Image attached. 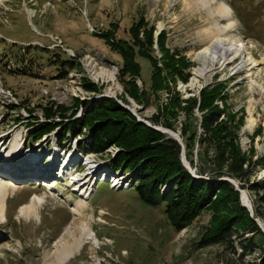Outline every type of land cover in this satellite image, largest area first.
Segmentation results:
<instances>
[{"label":"rangeland","instance_id":"obj_1","mask_svg":"<svg viewBox=\"0 0 264 264\" xmlns=\"http://www.w3.org/2000/svg\"><path fill=\"white\" fill-rule=\"evenodd\" d=\"M236 1L241 2L235 5L239 13L232 9L234 4L230 0H0V141L7 140L3 147L0 146V153L6 152L12 143L16 144L19 156L24 147H37L27 154L35 161H30L28 156H24L22 162L17 155L13 157L17 167L36 165L29 175L48 164L46 161L51 151L52 155L57 153L58 156L50 175V181L57 184L49 191L46 190L51 184L49 179L35 175L30 176L29 182H18L13 174L24 176L15 174L16 169L0 168V172L5 170V174H10L0 173V182L8 190L5 216L0 218V264H59L56 257L61 245L74 240L77 247L71 251L72 258L63 264L259 263L264 253V237L253 236L259 249L243 257L237 239H233L232 247L217 244L197 248L199 239L209 232L221 214L204 209L186 229L176 232L165 215L164 203L157 207L141 203L131 183H127L131 174L118 172L123 177L112 175L107 180L113 171L110 163L119 149L111 146L101 154L90 153L86 147L90 137L85 129L76 137L66 134L62 142H59L57 130L37 142L29 139L39 124L61 122L59 111H65V117L76 111L72 118L76 119L81 117L83 105L90 110L93 102L113 99L138 122L149 125L147 127L178 134V142L175 141L180 148V144L184 146L185 159L189 164L187 153L193 163L190 168L194 169L201 164L197 157L202 132L201 95L203 92L215 93L214 105L224 111L222 121L231 126L234 147L256 163L249 184L264 183V0ZM247 16L248 22L255 21L254 29H245L238 19ZM135 26L139 27L144 52L157 61L160 73L154 86L151 64L137 55L138 47H134V61L140 72L120 75L119 55L94 37L107 32L115 41L132 45L134 40L129 30ZM149 31L152 41L148 40V43L146 33ZM206 31L240 45L242 54L226 68H216L205 79L192 82L193 69L198 67L193 55L210 42ZM163 34L164 51L173 55V61L180 60L181 65H186L181 71L188 76L185 80L175 72L170 75L167 71L159 42ZM56 55L59 62L69 56L77 63L64 79H59L57 70H54L58 66L53 64ZM236 66L240 68L235 70ZM100 71L111 73L114 81L97 77ZM161 79H167L166 87L165 80ZM86 86H92L96 91H87ZM173 98L177 101L170 107ZM191 99L196 101V106L187 115L182 108L189 107L190 104L184 102ZM45 109L55 117L47 120ZM151 118L170 124L171 128L154 125ZM184 124L195 135L188 151L181 136ZM70 154L68 165L63 162L61 174L56 177L59 172L55 168L62 163L59 158ZM215 156L210 148L208 157ZM85 157L91 160L89 162L94 159V164L100 163L99 170H95L92 177L86 175L87 167L81 160ZM73 168L81 178L94 181L85 183L87 186L81 196L88 194L87 190L91 191L84 199L73 194L75 188L65 181ZM100 174L105 181L100 180ZM226 179L240 185L238 181ZM115 180H124L127 184L118 185ZM240 191L246 194L253 211L254 191L247 188ZM33 195L40 202L35 206L32 202V210L20 212V207L30 204ZM77 202L82 203V207L77 209L79 214H74L72 210ZM255 222L264 229L260 219ZM82 229H88L91 240L83 238L79 246ZM240 234L244 238L251 237L248 231Z\"/></svg>","mask_w":264,"mask_h":264},{"label":"trees","instance_id":"obj_2","mask_svg":"<svg viewBox=\"0 0 264 264\" xmlns=\"http://www.w3.org/2000/svg\"><path fill=\"white\" fill-rule=\"evenodd\" d=\"M230 1L234 4L231 6L232 9L239 13L235 5L241 2ZM238 19L245 29H254L255 21L248 22V16ZM137 26L129 30L134 40L132 45L120 40L115 41V38L107 32L99 34L100 36L94 35V37L101 39L111 51L119 55L121 58V65L118 69L120 75H137L140 72L138 64L134 61V47H138L140 50L137 55L147 59L151 64L154 73L151 79L152 86H154L160 73L157 61L149 53L144 52V44L139 38V27ZM146 36L148 37L146 42L152 41L150 31L146 33ZM159 42L160 49L165 55L163 60H166L165 65L169 74L175 72L176 76L178 74V77L185 80L188 76L181 71L185 69L186 65H181L180 60L173 61V55L164 51V34L159 38ZM40 52L47 54L42 50ZM54 58L56 59L52 63L58 64L54 70H57L59 79L66 78L69 71L77 66L74 59L69 56L60 62L57 55ZM163 80L165 79H161V81ZM161 81L159 80V82ZM166 81L167 79L163 81L164 85ZM86 90L96 91L92 86H86ZM129 91L133 96V92ZM216 97L215 93L203 92L200 99V110L203 114L200 119L202 132L198 139L200 150L197 157L201 164L194 169L197 176L204 178L202 180L194 179L184 168L180 161L181 148L175 140L138 122L130 112L113 99L104 98L100 102H93L90 105V110L87 109L86 104L83 105V113L76 119H72L76 111L68 117H65V111H59L61 122L49 124L45 121L43 124H39V127L32 132L34 134L30 133L29 139L32 142H37L44 135L57 130V132L59 131V142H62L66 134L76 137L82 135V130L85 129L90 137V142L84 146L89 148L90 153L101 154L111 146L119 149L110 163L112 170L116 173L121 172L122 175L130 176L131 174L127 183H131V188L135 189L142 204L157 207L164 203L165 215L176 232L186 229L202 210L211 209L215 214H221V217L214 220L209 232L199 239L197 248L217 244H230L232 247L233 239H237L241 257H243L259 249L253 236L264 237L255 222V219H260L264 223V183L252 182L249 184L256 163H252L251 159L234 147L232 142L234 133L231 126L222 121L224 111L214 105ZM172 100L170 107L177 101L175 98ZM184 103L190 105L182 109L187 115L191 114L196 106V101L191 99ZM44 116L49 120L54 118L55 114L45 109ZM151 120L154 125L162 124L168 129L171 128L170 124L161 123L156 118H151ZM28 126L33 127L34 125ZM181 131L188 151L190 142L193 141L195 135L191 134L186 124L181 127ZM78 148L82 149L79 145ZM210 148L215 152L214 158L208 157ZM186 158L192 167V160L187 153ZM136 168L137 170H135ZM222 178L238 181L240 190L247 188L254 191L255 202L252 217L241 206L240 194L234 186L229 181H218ZM245 231L251 234L250 238H244L243 234H240ZM258 264H264V253Z\"/></svg>","mask_w":264,"mask_h":264},{"label":"bare ground","instance_id":"obj_3","mask_svg":"<svg viewBox=\"0 0 264 264\" xmlns=\"http://www.w3.org/2000/svg\"><path fill=\"white\" fill-rule=\"evenodd\" d=\"M222 11H223V8H222ZM224 12H225V10H224ZM205 34H207L206 35L207 38H210V42H209V44L206 47L200 49L198 52H196L193 55V58L192 59L197 63L198 67H196L195 69H193L192 82H194V81L197 82L198 79H205L206 76H208L216 68H218V69H224V68H226V66L229 63H231L232 61H234V59L236 58V56L242 54L241 46L238 45V44H234V43L230 42L228 38L220 37L218 35H215L213 33H210V31H206ZM216 66H218V67H216ZM239 68H240L239 66H236L235 67V70L236 69H239ZM237 71H239V70H237ZM96 76L97 77H104V78H107L108 80H111V79L113 80V75L111 73H108L107 71H100V73H97ZM251 122L252 121H250V123ZM6 141H7L6 139H3L2 141H0V146L2 145V147H3L5 145V143H6ZM35 148H37V147H32L30 149H27L26 148L27 149L26 150L25 147H24V151H21L20 150V154H22V155L19 156V150H18L16 144L15 143H12L11 146L9 147V149H7L6 152H4L2 154L0 153V168L1 167H2L1 169H3V168H10L12 171L13 170L15 171V169H16L17 171H15V174L16 173H19L22 176H24V177H19V176H16V175L13 174V176L17 178V181L18 182H21V181L22 182H29V181H31V180H29L30 176H35V175L37 176V178L40 177L41 179H44V178L49 179V182L48 183H51V184L47 185L48 188H46V190L49 191V190H51L57 184L56 181H54V182H53V180H52V182L50 181V175L53 174L52 173L53 172L52 171V169H53L52 167H54V165L56 164V161H57V157H58L56 155L57 153H54L52 155V151H51L49 153L50 155H48V160L46 161L48 164L42 165L41 168L42 169H46L47 172L43 171L40 168H37L39 170L35 174H33V175H29V174H30L31 170L34 167H36V165H30L29 168H25V165L26 164H23L22 166L17 167L15 165V162L16 161H14L16 159H13V157H15L17 155L18 158H22L21 159V162H22L23 161V157L24 156H28L27 154H29ZM5 149H3V151ZM63 154L64 153H62V155ZM28 157L30 158V161L31 160H34L35 161V159H32L31 156H28ZM70 157H71V154H70L69 157L66 156V155H64V157L62 159L59 158L58 161H60V162L62 161V163L60 165L58 164L57 167L55 168L57 170L56 172H59L58 174H56V177L57 176L59 177L60 174H61V171L63 169V165H62L63 162L66 165H68V163L70 161L69 160ZM73 159H74V157H73ZM81 160L83 161L84 164H86V167H87L86 175H87V177H92V174L95 173L94 171L95 170H99V167H97V166L100 165V163L97 162V163L94 164V159H92L93 162H89L91 160L88 159V158H86V157L84 158V160L83 159H81ZM50 164L52 166H50ZM100 171L102 172V175H104V172L102 171L101 168H100ZM4 172H6V171L5 170H2L0 173H2L4 175H7V174L10 175L9 173L5 174ZM75 172L76 171L73 168L72 169V174H70L69 176L67 175L66 179H69V181H66V182H68V184H70V187L75 188L74 189V192L75 193H78V195H77L78 197L84 199L85 197L89 196V193H90L91 190L90 191L87 190V192H89V193L88 194H85V196H81V194H83L82 193L83 192L82 190H84L85 187L87 186V184H85V183H87V181L88 182H92L91 181L92 179L91 180L88 179L86 181L85 178H81L80 177L81 176L80 173H78V172L75 173ZM62 173L64 175V172H62ZM118 174H119L118 172L115 173V172L112 171V173H109L108 174V177L109 178L107 177V180H110V178L112 177V175L115 176V177H116V175H117V177L120 176ZM54 175H55V170H54ZM97 175H98V173H97ZM102 175L100 176L101 178L99 177L100 180H102V179L105 180V178ZM120 177H123V176H120ZM1 180H2V178H0V181ZM24 180H26V181H24ZM63 181H64V179H63ZM79 181H81L79 183V185L78 186H75V184L77 182H79ZM115 181L118 182L117 183L118 185H120L122 182L124 183V180L123 181H121V180H118V181L115 180ZM66 182H64V183L67 184ZM116 182H114V184H116ZM95 183H97V182H95ZM111 183H112V181H111ZM78 190H80V192ZM241 196H242L243 202H245L248 206H250L249 202L247 201L246 194L244 192H242ZM7 197H8V190L4 186V183L0 182V218L1 217L4 218V216H5L4 215V205H5V200L7 199ZM33 197L34 198L31 200V202H30L29 205H24V206L20 207V209H19L20 212L26 213V212H28V211H30V210L33 209L32 202H34V206H35V204H38L40 202V200L35 195H33ZM80 202H77L76 207L73 208L72 211H73L74 214H76V213L79 214V211H77V209L82 207V203H80ZM83 238H85L86 240H89V239L91 240V235H90V232L88 231V229H82V237L80 238L81 244L79 243L78 244L79 246L82 245ZM61 246L62 247L58 251L57 257H56L57 263H59V264H63V262H65V261L69 260L70 258H72V255H71L72 252L71 251H73V249L77 247V241L74 240L70 244L69 243H64Z\"/></svg>","mask_w":264,"mask_h":264},{"label":"water","instance_id":"obj_4","mask_svg":"<svg viewBox=\"0 0 264 264\" xmlns=\"http://www.w3.org/2000/svg\"><path fill=\"white\" fill-rule=\"evenodd\" d=\"M147 126H149V125H147ZM152 129H155L156 131H159V132H161L163 134H166L170 138H172V139H174V140H176L178 142V139H179L178 134H174L173 132H171V131H169L167 129H162V128L159 129V128L152 127ZM180 145H181V162H182L184 168L191 174V176L194 179H196V180H202L203 178H200L199 176L195 175V170L190 168L189 164L187 163V161L185 159V154H184L185 149H184V146L182 144H180ZM220 181H229L234 186L235 190L240 193V203H241L242 207L246 208L249 211V213H250V217H252L253 216V211L251 210V206H248L245 202H243L242 196H241L242 192L239 190L237 184H235V182H232L231 180H228L226 178L225 179H221ZM257 225L261 229V232L264 234V229L262 228V226L260 224H257Z\"/></svg>","mask_w":264,"mask_h":264},{"label":"built area","instance_id":"obj_5","mask_svg":"<svg viewBox=\"0 0 264 264\" xmlns=\"http://www.w3.org/2000/svg\"><path fill=\"white\" fill-rule=\"evenodd\" d=\"M69 55H70L71 57H75V55H73V54H69ZM124 184H127V183H124ZM124 184H123V185H124Z\"/></svg>","mask_w":264,"mask_h":264}]
</instances>
